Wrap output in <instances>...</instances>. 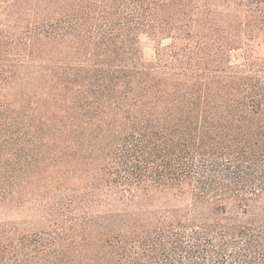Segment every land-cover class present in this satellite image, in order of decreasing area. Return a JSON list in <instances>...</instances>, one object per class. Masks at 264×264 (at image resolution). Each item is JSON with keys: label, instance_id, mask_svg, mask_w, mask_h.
I'll return each instance as SVG.
<instances>
[{"label": "trees", "instance_id": "16d2710c", "mask_svg": "<svg viewBox=\"0 0 264 264\" xmlns=\"http://www.w3.org/2000/svg\"><path fill=\"white\" fill-rule=\"evenodd\" d=\"M0 264H264V0H0Z\"/></svg>", "mask_w": 264, "mask_h": 264}, {"label": "rangeland", "instance_id": "374dc122", "mask_svg": "<svg viewBox=\"0 0 264 264\" xmlns=\"http://www.w3.org/2000/svg\"><path fill=\"white\" fill-rule=\"evenodd\" d=\"M168 41L164 42V44H167ZM143 46H144V57L147 62H154L156 60V49L155 44H152L147 39L143 40Z\"/></svg>", "mask_w": 264, "mask_h": 264}]
</instances>
